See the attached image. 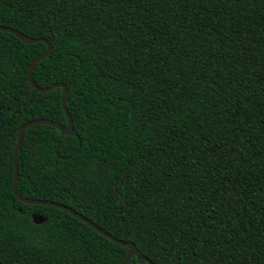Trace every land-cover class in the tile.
Wrapping results in <instances>:
<instances>
[{"label": "trees", "instance_id": "trees-1", "mask_svg": "<svg viewBox=\"0 0 264 264\" xmlns=\"http://www.w3.org/2000/svg\"><path fill=\"white\" fill-rule=\"evenodd\" d=\"M0 25L52 45L32 77L74 127L24 131L21 196L155 264H264V0H0ZM46 49L0 31V264H123L13 192L20 128L68 126L28 79Z\"/></svg>", "mask_w": 264, "mask_h": 264}, {"label": "water", "instance_id": "water-1", "mask_svg": "<svg viewBox=\"0 0 264 264\" xmlns=\"http://www.w3.org/2000/svg\"><path fill=\"white\" fill-rule=\"evenodd\" d=\"M0 31H5V32H9L14 34L15 36H17L18 38H20L22 41L28 43V44H32V43H36V42H43L47 44V49L42 52L41 54H39L36 58H34L30 64L29 67V72H28V79L29 82L31 84V86H33L35 89H37L39 92L41 93H46V92H50L51 90L55 89V88H62V95H61V101H62V106H63V110L67 116L68 119V126H64L58 122L52 121V120H47V119H35V120H31L29 122H27L26 124H24L19 132H18V138H17V144L15 147V151H14V167H15V173H14V181H13V192L15 194V196L23 203L26 204H35V205H46V206H52L55 208H59L61 210H64L72 215H74L75 217L79 218L80 220H82L84 223H86L88 226H90L92 229H94L96 232L100 233L101 235H103L104 237L110 239L111 241L121 245V246H125L128 248V253L127 256L123 262V264H129L130 260L132 259L133 256L137 257V262L139 264H155L154 262L148 260L147 258H144L143 256L138 254L137 251V247L134 243L132 242H128V241H124L121 239H118L116 237H114L112 234L108 233L107 231L103 230L102 228H100L98 225H96L95 223H93L91 220H89L88 218H86L85 216H83L81 213L77 212L76 210L61 204V203H57L54 201H50V200H42V199H32V198H24L23 196H21L18 192V188H17V181H18V154H19V150L21 147V143H22V139H23V135H24V131L32 126L38 125V124H48L51 126L56 127L58 130H60V132L63 135H71L74 132V127H73V120L71 117V114L67 108V94H68V89L67 86L63 83H57L54 84L52 86H48V87H39L33 80L32 77V72L34 67L36 66V64L38 62H40L41 60L45 59L46 57H48L52 50L53 47L52 45L43 38L40 39H34L31 37H28L26 35H24L23 33L11 28V27H7V26H1L0 25ZM21 211V209H20ZM32 220L34 223L36 224H42L44 223L47 218H45L43 215L34 213L32 214Z\"/></svg>", "mask_w": 264, "mask_h": 264}]
</instances>
